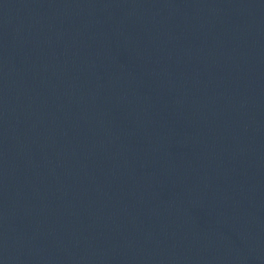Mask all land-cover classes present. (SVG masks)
<instances>
[{"label": "water", "instance_id": "95a60500", "mask_svg": "<svg viewBox=\"0 0 264 264\" xmlns=\"http://www.w3.org/2000/svg\"><path fill=\"white\" fill-rule=\"evenodd\" d=\"M0 264H264V0H0Z\"/></svg>", "mask_w": 264, "mask_h": 264}]
</instances>
